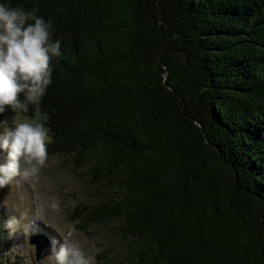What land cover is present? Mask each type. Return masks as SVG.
I'll return each mask as SVG.
<instances>
[{
    "label": "trees",
    "instance_id": "trees-1",
    "mask_svg": "<svg viewBox=\"0 0 264 264\" xmlns=\"http://www.w3.org/2000/svg\"><path fill=\"white\" fill-rule=\"evenodd\" d=\"M3 53L0 119L100 194L78 229L123 264H264V0H0Z\"/></svg>",
    "mask_w": 264,
    "mask_h": 264
},
{
    "label": "rangeland",
    "instance_id": "rangeland-1",
    "mask_svg": "<svg viewBox=\"0 0 264 264\" xmlns=\"http://www.w3.org/2000/svg\"><path fill=\"white\" fill-rule=\"evenodd\" d=\"M17 58L0 54V89L13 74ZM47 132L26 119H0V218L7 221L10 264H123L125 242L111 226L78 229L74 209L88 206L100 194L88 190L59 156L42 157ZM50 243L49 256L36 261L31 236Z\"/></svg>",
    "mask_w": 264,
    "mask_h": 264
},
{
    "label": "water",
    "instance_id": "water-1",
    "mask_svg": "<svg viewBox=\"0 0 264 264\" xmlns=\"http://www.w3.org/2000/svg\"><path fill=\"white\" fill-rule=\"evenodd\" d=\"M7 93L0 91V101L8 98ZM29 245L35 247V260L39 261L47 256L51 252L50 243L45 239V237L40 235L31 236L28 240Z\"/></svg>",
    "mask_w": 264,
    "mask_h": 264
}]
</instances>
